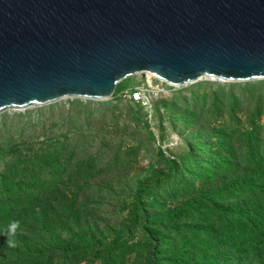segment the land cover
<instances>
[{
  "label": "trees",
  "instance_id": "obj_1",
  "mask_svg": "<svg viewBox=\"0 0 264 264\" xmlns=\"http://www.w3.org/2000/svg\"><path fill=\"white\" fill-rule=\"evenodd\" d=\"M200 88L190 107L181 91L169 101H181L183 126L192 127L180 151L159 147L151 179L119 205L123 222L97 231L86 219L99 212L93 188L101 197L113 190L98 183L111 167L82 130L93 123L89 109L76 99L36 118L6 113L0 233L14 220L20 228L15 248L0 235V264H264V86Z\"/></svg>",
  "mask_w": 264,
  "mask_h": 264
},
{
  "label": "water",
  "instance_id": "obj_2",
  "mask_svg": "<svg viewBox=\"0 0 264 264\" xmlns=\"http://www.w3.org/2000/svg\"><path fill=\"white\" fill-rule=\"evenodd\" d=\"M171 86L264 79V0H0V111Z\"/></svg>",
  "mask_w": 264,
  "mask_h": 264
},
{
  "label": "rangeland",
  "instance_id": "obj_3",
  "mask_svg": "<svg viewBox=\"0 0 264 264\" xmlns=\"http://www.w3.org/2000/svg\"><path fill=\"white\" fill-rule=\"evenodd\" d=\"M124 80L127 85L122 84L121 87L127 86V89L143 85L149 103L145 104L141 101L130 103V100L124 96L116 101L111 99H79L94 117L90 126L82 128L85 133H89L86 136L91 142V150L97 152L101 163H106L111 167L110 173L97 181L99 184L101 182L103 185L112 188L113 192L101 197V194L95 192L96 189L93 188V200L100 203L99 212H94L92 216L86 219L94 231H97V228L115 226L123 222V216L118 214L119 205L139 182L151 179L152 172H149V165L155 163L157 149L160 147L166 156L167 150L179 152L180 147L184 144V139L192 131V127L183 126L184 120L181 114L183 108L180 109L177 104L181 101L176 98L175 104L169 102L174 99V94L181 91L182 94L186 95L189 98L190 107L193 104V99L190 98L193 96L191 91L196 90L197 85L201 86L198 90L201 92L209 84L215 86L219 83H225L201 79L195 83L177 87L163 83L154 77L149 79L146 74H137ZM252 81H257L264 86V79ZM74 100L76 98L64 99L21 110L7 108L0 111V121L6 113L9 114L8 117H11L15 113L27 115L29 112L31 117L36 118L42 113L48 114V112L58 110L60 107L67 108ZM156 102L160 105H166L165 108L161 106L160 115L155 110ZM165 110H169V112L167 113ZM161 133L163 137L160 138ZM115 156L118 157V160L114 164L113 158ZM112 165H116V167L112 169ZM79 201L82 200L79 199Z\"/></svg>",
  "mask_w": 264,
  "mask_h": 264
},
{
  "label": "built area",
  "instance_id": "obj_4",
  "mask_svg": "<svg viewBox=\"0 0 264 264\" xmlns=\"http://www.w3.org/2000/svg\"><path fill=\"white\" fill-rule=\"evenodd\" d=\"M214 81L222 82L221 79L214 80ZM119 95H121V97L124 96V97L128 98V100H130V101H136V102L141 101V102H144L145 104L149 103V100L147 99V96L145 95V89H144L143 85L136 86V87H133L130 89L126 88L123 91H121L119 93ZM111 98H112V96L109 99H111Z\"/></svg>",
  "mask_w": 264,
  "mask_h": 264
},
{
  "label": "clouds",
  "instance_id": "obj_5",
  "mask_svg": "<svg viewBox=\"0 0 264 264\" xmlns=\"http://www.w3.org/2000/svg\"><path fill=\"white\" fill-rule=\"evenodd\" d=\"M19 228H20V222L14 220L8 225L7 231L5 233H0V235L6 237V244L9 248L17 247V241L15 237L17 234V230Z\"/></svg>",
  "mask_w": 264,
  "mask_h": 264
},
{
  "label": "bare ground",
  "instance_id": "obj_6",
  "mask_svg": "<svg viewBox=\"0 0 264 264\" xmlns=\"http://www.w3.org/2000/svg\"><path fill=\"white\" fill-rule=\"evenodd\" d=\"M146 75H147V77H148L149 79L153 77V76H152L151 74H149V73H147Z\"/></svg>",
  "mask_w": 264,
  "mask_h": 264
}]
</instances>
